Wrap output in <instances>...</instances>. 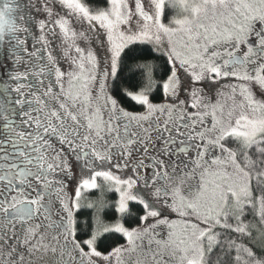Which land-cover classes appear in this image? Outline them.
<instances>
[{
	"label": "snow or ice",
	"instance_id": "6c2138e0",
	"mask_svg": "<svg viewBox=\"0 0 264 264\" xmlns=\"http://www.w3.org/2000/svg\"><path fill=\"white\" fill-rule=\"evenodd\" d=\"M0 264H264V0H0Z\"/></svg>",
	"mask_w": 264,
	"mask_h": 264
},
{
	"label": "trees",
	"instance_id": "16d2710c",
	"mask_svg": "<svg viewBox=\"0 0 264 264\" xmlns=\"http://www.w3.org/2000/svg\"><path fill=\"white\" fill-rule=\"evenodd\" d=\"M112 195H113V194H109V197L111 198Z\"/></svg>",
	"mask_w": 264,
	"mask_h": 264
}]
</instances>
